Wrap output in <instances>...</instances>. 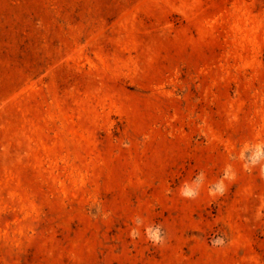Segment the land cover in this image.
<instances>
[{
	"label": "rangeland",
	"instance_id": "374dc122",
	"mask_svg": "<svg viewBox=\"0 0 264 264\" xmlns=\"http://www.w3.org/2000/svg\"><path fill=\"white\" fill-rule=\"evenodd\" d=\"M0 264H264V0H0Z\"/></svg>",
	"mask_w": 264,
	"mask_h": 264
},
{
	"label": "clouds",
	"instance_id": "9594fccd",
	"mask_svg": "<svg viewBox=\"0 0 264 264\" xmlns=\"http://www.w3.org/2000/svg\"><path fill=\"white\" fill-rule=\"evenodd\" d=\"M183 194L186 195V196H189L188 193H183ZM158 233H159L158 230L156 232L152 233L150 238L153 239L154 241L158 240L159 239Z\"/></svg>",
	"mask_w": 264,
	"mask_h": 264
}]
</instances>
